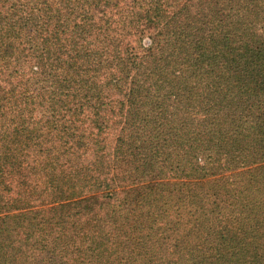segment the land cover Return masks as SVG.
Instances as JSON below:
<instances>
[{
    "label": "trees",
    "instance_id": "trees-1",
    "mask_svg": "<svg viewBox=\"0 0 264 264\" xmlns=\"http://www.w3.org/2000/svg\"><path fill=\"white\" fill-rule=\"evenodd\" d=\"M217 231L264 254V0H0V264Z\"/></svg>",
    "mask_w": 264,
    "mask_h": 264
},
{
    "label": "rangeland",
    "instance_id": "rangeland-1",
    "mask_svg": "<svg viewBox=\"0 0 264 264\" xmlns=\"http://www.w3.org/2000/svg\"><path fill=\"white\" fill-rule=\"evenodd\" d=\"M230 210H226L225 213ZM216 213H224V211H214ZM233 226V225H232ZM216 226L212 229H219ZM219 238V246H214L215 240L210 238H202L199 236L181 240L177 248L174 247L179 241H171L168 237H160L161 243L157 244L159 238H148V242L144 247L136 248L133 259V264H264V254H258L256 251H246L245 248L237 244L236 239H231L229 236ZM230 233V231H229ZM204 239V240H203ZM160 247L162 250L157 255H152L149 252L144 253L143 250L153 247ZM162 245V246H161ZM140 248H143L140 249ZM167 251H163V249ZM220 252V253H219ZM112 264H119L118 261L111 258Z\"/></svg>",
    "mask_w": 264,
    "mask_h": 264
}]
</instances>
